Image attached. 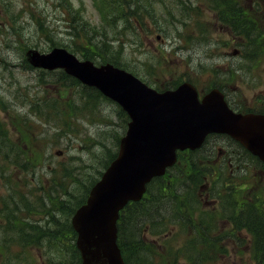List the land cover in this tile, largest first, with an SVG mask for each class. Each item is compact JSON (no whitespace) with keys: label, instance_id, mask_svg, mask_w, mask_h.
<instances>
[{"label":"rangeland","instance_id":"374dc122","mask_svg":"<svg viewBox=\"0 0 264 264\" xmlns=\"http://www.w3.org/2000/svg\"><path fill=\"white\" fill-rule=\"evenodd\" d=\"M161 1L164 6H170L169 0ZM201 2L203 1L198 2L199 9L204 10L205 3L201 4ZM171 11L174 9L171 8ZM176 14L177 12L167 14L165 11H160L156 17L163 25L166 20L171 21ZM13 19L18 22L14 25V29L11 28ZM101 22V16L92 0H0V122L2 121L6 126H9L11 122H23L31 126L30 133L33 138H36L35 147L39 152L35 161L41 164L42 157H45L44 165H38V170L34 171L35 161L33 160L30 164V158L23 157L18 151L13 150L18 156V161H13L14 165L10 168L15 171L19 168L18 165L21 166L14 177L20 178L22 175L23 182H29V185L34 188L31 190L26 187L20 191L13 188L3 199V201L6 200V219L3 220L4 210L1 206L0 253L4 255V247L7 250L6 255L11 256V261L7 264H46L47 262L43 254V248L47 251L46 245L39 239L37 242L40 244H27L25 229H27L28 220H31L34 225L36 221L38 224L43 223L45 215L52 210L50 202L45 205L41 203L36 205V201H27L30 194L39 195L40 199L44 198L42 196L44 194L48 196L58 194V200L63 201L67 198L63 195L62 189L50 191L48 187L50 168L57 163H59L58 168L63 164H69L64 169L70 174L77 167H83L95 175V168H99L100 165L97 164L93 154L100 153L99 143L103 142L110 147L113 143L111 138L115 136V132L121 131L120 122L115 116L116 106L107 102L101 103L93 114L84 117L57 116L58 118L54 120H52L53 117L48 118L50 111L46 107H49L50 102L59 101L61 81L57 79H60V76L58 73L56 75L38 73L37 70L28 68L23 60V50L27 49L24 46V40L30 42L31 46L39 51L46 50L49 47L48 40L39 32V25L45 24L52 33V39L61 43L58 46L76 50L75 55L80 57L76 52L81 50L83 45L88 44L89 29L99 30V27L103 29ZM173 22L174 25L167 34L160 33L157 29L153 30L152 34L136 30L135 39L141 41L140 47H128L131 45L129 43L128 46H122L119 52L114 49L112 53H118L119 57H127V59L132 56L133 60L141 62L149 58L161 61V64L156 67L157 76L153 78L154 83L161 86L169 84L179 76L184 80L190 77L195 81L199 79L200 82H204L206 75L197 77L193 72L192 66L197 63H187L185 60L187 56L196 61L197 56L202 55L206 58L207 49L198 47L191 50H177L176 32L173 30L176 28V21L173 20ZM113 25L115 23L104 29H109ZM81 28H87L88 32L83 33ZM134 28L130 20L128 24L124 23L121 26V30L126 33ZM146 28L151 29L147 22ZM76 30L78 37L74 36ZM158 34L166 40L162 45L156 42L155 35ZM146 36L152 45L148 39L145 40ZM94 37L95 40L99 38L98 35ZM110 49L111 47H106L107 51ZM215 59L217 63H222L219 58ZM232 84L231 82L230 85ZM61 98L63 99V96ZM71 98V89H66L64 99ZM55 110L61 113L58 108ZM69 120L70 128H66L65 122ZM195 160L196 167L205 177V179L199 178L197 197L200 210L196 215V223L201 220L199 215L207 214L212 218L215 217L214 228L207 234V238L211 239L216 247L214 252H210L211 256L218 258V264H254L250 238L244 232L238 235L239 240L229 235L228 224L223 222L224 218L218 210L222 197L228 198L226 193L228 183L233 184L234 190L239 189L235 194L237 198H243L250 203L258 198L257 205L261 203L264 209V173L259 171L262 168L253 161L242 160L234 161L231 167L230 161H227L225 166L223 164L220 166L213 159H206L201 154H196ZM239 161L244 167V170L240 172L237 171L241 168ZM59 173L62 175L61 172ZM216 173L220 175L217 178ZM40 186H44V192L39 188ZM4 193L2 179H0V197ZM20 201H23L21 205ZM69 205L71 204L66 205V208ZM184 234L179 237V243L184 242ZM54 248L56 249L55 246ZM179 264H184V260H180Z\"/></svg>","mask_w":264,"mask_h":264},{"label":"trees","instance_id":"16d2710c","mask_svg":"<svg viewBox=\"0 0 264 264\" xmlns=\"http://www.w3.org/2000/svg\"><path fill=\"white\" fill-rule=\"evenodd\" d=\"M92 1L101 16L103 29L100 27L99 30L89 29L88 44L83 45L76 53L81 58L95 60L98 64L109 62L120 66L119 54H113L112 51L117 49L119 52L123 42L128 40V33L121 30V26L124 23L128 24L130 17L131 23L133 20L140 23L147 13L149 17L156 18L150 7L151 0ZM17 23V20L13 19L11 28L14 29ZM113 23L115 25L111 28L104 29ZM81 31L86 33L88 29L81 28ZM39 32L48 40L49 48L61 44L52 39V33L45 24L39 25ZM94 35H98L99 38L95 40ZM74 36L78 37L77 30ZM122 38H124L123 41ZM24 46L28 48L31 44L24 40ZM106 47H111V49L107 51ZM25 65L30 68L26 63ZM61 75L62 93L65 94L64 89L68 86L75 89L77 82L62 73ZM179 81L180 78H176L169 84L173 87ZM63 94L60 96L62 97ZM104 102L107 100L97 91L81 87L78 98L55 101L51 107H46V109L50 111L48 118L53 117L52 120L58 118L57 116L77 118L93 114ZM56 108L61 113L55 110ZM115 115L120 122L121 131L115 132V136L111 138L113 143L110 147L103 142L99 143L100 153L93 154L97 164L100 165L99 168H95V175L83 167H77L71 174L64 169L63 165L59 168H52V174L60 176L61 181L58 185L67 198L64 201L58 200L57 194L48 197L52 210L47 213L49 217L45 221L46 228L32 223L26 224L28 225L25 229L26 243L40 244L37 239L43 241L47 247V251L43 248L47 264H80L79 253L74 244L75 233L69 225V218L74 210L85 201L89 188L98 180L101 172L116 154L119 137L126 128V116L119 108L115 110ZM65 127L70 128V120L65 122ZM1 133L0 130V149L3 145ZM23 142L27 144V149H30V141L24 140ZM1 153H6V151L1 150L0 156ZM195 158L194 152H177L176 163L162 177L153 179L147 185L142 199L127 204L120 212L117 221V244L125 264H179L180 259H183L186 264L218 263V258L210 254L216 247L213 241L207 238L208 233H206L212 226L210 224L206 226L200 221L196 224L195 212L199 205L197 190L200 183L199 178L203 176L196 167ZM34 160H37L35 154ZM68 204L71 205L66 208ZM229 205L225 218L231 223V233L239 231L242 227L245 228L252 237L251 252L256 264H264V218L250 204L243 208L240 202L231 200ZM50 225L53 229L48 228ZM183 233H185L184 242L180 246L179 237Z\"/></svg>","mask_w":264,"mask_h":264},{"label":"water","instance_id":"95a60500","mask_svg":"<svg viewBox=\"0 0 264 264\" xmlns=\"http://www.w3.org/2000/svg\"><path fill=\"white\" fill-rule=\"evenodd\" d=\"M34 68L62 69L94 87L128 116L115 158L73 214L80 264H124L116 244V220L128 203L139 201L146 185L174 165L177 150H194L209 133L227 134L264 162V117L237 115L215 93L200 103L189 82L157 92L124 70L79 61L64 48L25 52Z\"/></svg>","mask_w":264,"mask_h":264},{"label":"flooded vegetation","instance_id":"af4514ba","mask_svg":"<svg viewBox=\"0 0 264 264\" xmlns=\"http://www.w3.org/2000/svg\"><path fill=\"white\" fill-rule=\"evenodd\" d=\"M169 1L178 2L176 49H207L206 58L197 56L196 61L189 56L191 63H197L192 66L196 76L206 75L204 82L192 78L198 99L201 101L213 92L233 113L264 115V0ZM200 1L205 3L204 10L199 9ZM155 6L164 7L159 2ZM149 30L153 33L152 29ZM149 30L146 34L150 33ZM161 36L155 35L160 45L165 42ZM147 39L152 45L146 36ZM216 57L222 63H217ZM196 151L220 166L230 161L231 167L234 161L242 160L253 161L262 168L256 156L225 135L206 136ZM239 167L237 171L244 170L240 161ZM259 171L264 173L262 169Z\"/></svg>","mask_w":264,"mask_h":264}]
</instances>
